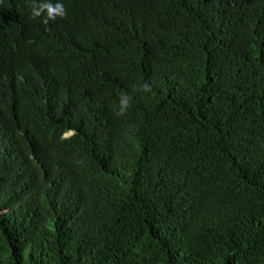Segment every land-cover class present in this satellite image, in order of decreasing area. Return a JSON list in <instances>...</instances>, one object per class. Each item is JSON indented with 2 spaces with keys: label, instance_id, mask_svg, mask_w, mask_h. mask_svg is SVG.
I'll use <instances>...</instances> for the list:
<instances>
[{
  "label": "trees",
  "instance_id": "16d2710c",
  "mask_svg": "<svg viewBox=\"0 0 264 264\" xmlns=\"http://www.w3.org/2000/svg\"><path fill=\"white\" fill-rule=\"evenodd\" d=\"M59 2L0 0V264H264V0Z\"/></svg>",
  "mask_w": 264,
  "mask_h": 264
},
{
  "label": "clouds",
  "instance_id": "9594fccd",
  "mask_svg": "<svg viewBox=\"0 0 264 264\" xmlns=\"http://www.w3.org/2000/svg\"><path fill=\"white\" fill-rule=\"evenodd\" d=\"M31 16L32 18L43 17L41 23L48 25L49 21H55L58 17L61 19L66 18L67 10L62 2L53 3L52 0H43V2L37 3V0H32L31 3ZM144 91L150 92L151 88L149 85H144ZM129 97L121 93L120 96V111L118 115H124L126 110L129 108Z\"/></svg>",
  "mask_w": 264,
  "mask_h": 264
},
{
  "label": "rangeland",
  "instance_id": "374dc122",
  "mask_svg": "<svg viewBox=\"0 0 264 264\" xmlns=\"http://www.w3.org/2000/svg\"><path fill=\"white\" fill-rule=\"evenodd\" d=\"M72 132L70 131L69 133L66 134V136L70 135Z\"/></svg>",
  "mask_w": 264,
  "mask_h": 264
}]
</instances>
